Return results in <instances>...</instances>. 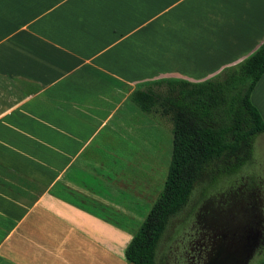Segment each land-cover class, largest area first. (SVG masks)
Wrapping results in <instances>:
<instances>
[{
  "label": "crops",
  "instance_id": "obj_1",
  "mask_svg": "<svg viewBox=\"0 0 264 264\" xmlns=\"http://www.w3.org/2000/svg\"><path fill=\"white\" fill-rule=\"evenodd\" d=\"M263 42L264 0H0V264H128L159 179L131 93Z\"/></svg>",
  "mask_w": 264,
  "mask_h": 264
},
{
  "label": "trees",
  "instance_id": "obj_2",
  "mask_svg": "<svg viewBox=\"0 0 264 264\" xmlns=\"http://www.w3.org/2000/svg\"><path fill=\"white\" fill-rule=\"evenodd\" d=\"M264 74V42L240 64L201 83L164 79L136 88L131 102L144 114L171 123L172 150L162 191L124 252L128 264H156L170 221L215 161L238 157L234 173L252 157L264 122L251 94ZM264 264V258L258 263Z\"/></svg>",
  "mask_w": 264,
  "mask_h": 264
},
{
  "label": "rangeland",
  "instance_id": "obj_3",
  "mask_svg": "<svg viewBox=\"0 0 264 264\" xmlns=\"http://www.w3.org/2000/svg\"><path fill=\"white\" fill-rule=\"evenodd\" d=\"M155 118L156 125L150 127V133H157L159 144H152L155 152L150 165H154L159 179L153 182V191H158H150L151 198L163 189L172 150L171 123L167 118ZM235 163L231 158L211 164L192 191L187 206L170 221L156 250V264H203L208 257H214L211 248L240 245L238 236L250 226L241 219L257 215L251 211L254 204L264 218V134L255 138L252 157L230 173ZM154 202L149 203L147 213ZM263 258L264 251L252 256L248 264H258Z\"/></svg>",
  "mask_w": 264,
  "mask_h": 264
},
{
  "label": "flooded vegetation",
  "instance_id": "obj_4",
  "mask_svg": "<svg viewBox=\"0 0 264 264\" xmlns=\"http://www.w3.org/2000/svg\"><path fill=\"white\" fill-rule=\"evenodd\" d=\"M237 158L234 157L235 162ZM257 194L258 191L255 197H258ZM251 211H256L257 215L249 214V216L241 219V222H248L250 226L243 230L242 235L238 236L241 238L240 245L236 248L232 247L233 249L226 245H217L211 248V255L214 257H208L203 264H248L252 256L260 255L264 251V218L260 216L255 204ZM206 255L209 256L208 253Z\"/></svg>",
  "mask_w": 264,
  "mask_h": 264
}]
</instances>
